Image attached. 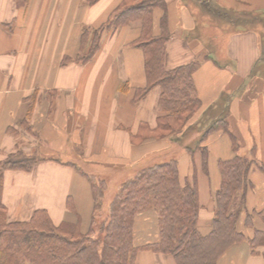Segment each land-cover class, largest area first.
Returning a JSON list of instances; mask_svg holds the SVG:
<instances>
[{"label": "crops", "instance_id": "1", "mask_svg": "<svg viewBox=\"0 0 264 264\" xmlns=\"http://www.w3.org/2000/svg\"><path fill=\"white\" fill-rule=\"evenodd\" d=\"M139 1L0 0V164L20 152L33 160L29 170L2 173L6 223L28 222L41 211L54 227L70 223L85 231L95 215L94 176L127 178L136 166L175 150L181 181L195 177L197 226L206 233L221 183L219 162L254 148L264 165V0H159L153 7L151 35L163 29L168 36L164 70L197 63L192 80L200 106L178 143L137 141L142 127H156L161 89L134 98L146 85L143 52L132 46L143 23L133 18L117 26L115 20ZM222 116L227 130L210 132L199 145ZM248 179L246 212L261 211L264 173L254 167ZM245 217L238 229L251 235ZM152 225L151 216L136 219V243L155 239ZM254 225L262 227L256 217ZM263 252L251 253L244 241L217 264H264ZM140 253L152 252H139L136 264H176L171 256Z\"/></svg>", "mask_w": 264, "mask_h": 264}, {"label": "trees", "instance_id": "2", "mask_svg": "<svg viewBox=\"0 0 264 264\" xmlns=\"http://www.w3.org/2000/svg\"><path fill=\"white\" fill-rule=\"evenodd\" d=\"M85 1L92 5L97 0ZM158 1L140 0L136 7L121 12L115 25L133 18H141L143 23L141 35L132 46L143 52L146 85L136 90L134 98H143L155 86L161 89L156 127L153 130L142 127L136 135L137 141L153 138L178 143L191 127V119L200 106L192 80L197 63L164 70L168 36L163 29L158 36L150 32L151 12ZM218 129L227 130L224 116L206 129L198 144ZM233 147L237 149L235 141ZM254 151L252 148L248 153L219 162L221 183L213 194L214 216L206 233H201L197 226L199 203L195 177L182 182L175 158L144 167L123 180L105 208L102 201L107 184L104 180L96 183L92 180L95 212L101 209L106 216L99 225H93L94 215L85 231L70 223L54 227L41 211L35 212L28 222L6 223L0 203V264H136L141 251L171 256L176 264H217L228 248L244 241L251 253L264 249V209L246 212L245 205L251 186L250 170L255 167L264 173V165L255 161ZM187 152L192 154L193 149L188 147ZM202 154L205 165V149ZM32 163L21 152L10 156L0 164V180L3 171L29 170ZM243 212L246 213L244 226L252 229L251 235L238 229ZM144 215L153 218L151 231L155 232V239L136 243L134 224ZM255 217L262 227H255Z\"/></svg>", "mask_w": 264, "mask_h": 264}, {"label": "rangeland", "instance_id": "3", "mask_svg": "<svg viewBox=\"0 0 264 264\" xmlns=\"http://www.w3.org/2000/svg\"><path fill=\"white\" fill-rule=\"evenodd\" d=\"M174 153H176L175 150L174 151L167 152V153H163L164 155H162L161 157L156 158V160H153L155 158V156L157 155V154H154V155L150 156L144 163L149 162L150 160H153L152 163H151L153 165L154 163H157V162H160L161 163V162H164V161H168V160L174 158L173 157V154ZM139 170H140V166H136V168L134 169V171H132V173L129 174V176H127V178H129L132 174L138 172ZM116 174L117 173L113 172L112 174L109 173V174L104 175L103 177H101V176H94V179H97L98 181L99 180H104V181H106V183L108 185V189H106V192L104 194V199H103L104 201H102V205L104 206V208L108 206L111 197L114 195V193L119 188L120 183L123 181V179H124L123 177H125V179H126V176L119 177L121 174L119 176H116ZM111 177H112V179H114V180H112L113 181L112 183H111ZM116 177L118 179L119 178L122 179L117 184H116ZM107 209L108 208H106V210ZM105 213L101 209L98 210V211H96L95 212V220H94L95 222H94L93 225H96V224L99 225V223H101L102 220L104 219V217L106 216ZM140 254L142 256V254H152V253H140Z\"/></svg>", "mask_w": 264, "mask_h": 264}]
</instances>
